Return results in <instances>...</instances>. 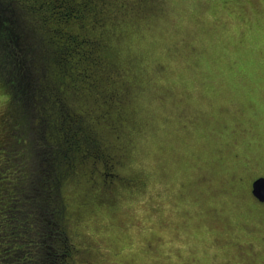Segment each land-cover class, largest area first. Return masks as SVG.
I'll use <instances>...</instances> for the list:
<instances>
[{
    "label": "rangeland",
    "instance_id": "rangeland-1",
    "mask_svg": "<svg viewBox=\"0 0 264 264\" xmlns=\"http://www.w3.org/2000/svg\"><path fill=\"white\" fill-rule=\"evenodd\" d=\"M59 4L72 9L62 23ZM2 10L36 64L29 76L53 65L83 127L74 163L55 168L71 264H264V203L250 192L264 177V0H0ZM48 89L37 98L58 117ZM15 113L0 75V201L21 149ZM106 152L117 163L104 190Z\"/></svg>",
    "mask_w": 264,
    "mask_h": 264
},
{
    "label": "trees",
    "instance_id": "trees-1",
    "mask_svg": "<svg viewBox=\"0 0 264 264\" xmlns=\"http://www.w3.org/2000/svg\"><path fill=\"white\" fill-rule=\"evenodd\" d=\"M2 12L4 10L0 12V40H2L3 53L6 55L8 64L0 61V75L9 89L13 109L16 112L15 123L10 122V125L14 130L11 131L16 147L21 149L11 159L9 158L16 167L12 178L9 179L11 184L9 189L12 194L4 196L0 201L2 215L0 264H71L72 243L65 230L59 227V219H57L58 186L63 174H56L55 168L63 162L67 163L65 167L74 163L71 154L79 141L76 135L83 130V127L75 123L74 117L71 121L67 107L61 101L62 91L58 93L60 89L58 80L53 76V65L51 71L49 70L50 72L38 81L35 72L34 77L29 76L36 68V64L22 60V57L28 55L30 50L28 47L19 45V33H15L14 21L2 17ZM53 14L56 20L62 23L64 19L71 17L72 9L61 4L55 5ZM58 32L67 36L69 44L75 43L72 33L62 28ZM66 52L69 53L70 49L64 47L56 50L54 57L58 63L54 66H60V63H63L60 62L61 58L56 57ZM47 88H49L50 96L60 100V106L56 110L58 117L51 115L49 118L45 115L49 108V101L43 105L37 98V94L45 93ZM18 126L19 129L16 130ZM51 127L60 132L58 139L51 140L46 135ZM35 134L36 137H34ZM35 162H37L38 172L45 173L42 184L40 180H35L36 173L33 171ZM17 190H20L19 193H16ZM54 256L55 262L49 261Z\"/></svg>",
    "mask_w": 264,
    "mask_h": 264
},
{
    "label": "flooded vegetation",
    "instance_id": "flooded-vegetation-1",
    "mask_svg": "<svg viewBox=\"0 0 264 264\" xmlns=\"http://www.w3.org/2000/svg\"><path fill=\"white\" fill-rule=\"evenodd\" d=\"M90 135H91V138L94 139L95 141H97V139H100L98 137L99 134H98L97 130L95 131L93 128L92 129L90 128ZM104 156H105L104 157V161L102 162V171H100L99 175L102 178V182H103V186L102 187L105 190L109 186H111V184H109V185L107 184V186H106V179H107V177L110 178V177H113L115 175L114 172H113V169H114V165L117 163V160H116L114 155H111V153H107L106 152V154ZM255 179H257V178H255ZM254 180H252L251 185H250V192H251L252 196H253V194H252V183H253ZM96 182H98V180H92L90 185L94 187V183H96ZM58 198L60 200V195L59 194L57 196V199ZM253 198H255V197L253 196ZM255 200H257V199L255 198ZM257 201H259V200H257ZM261 203H264V202H261ZM60 205H61V202H60ZM62 212H63L62 211V207H59V212H58V218L57 219H59V227L64 230V227H62V225H61V221H62V219H67V218H64L62 216ZM73 247H74V245H72V248ZM73 251L74 250L72 249V253H73Z\"/></svg>",
    "mask_w": 264,
    "mask_h": 264
},
{
    "label": "water",
    "instance_id": "water-1",
    "mask_svg": "<svg viewBox=\"0 0 264 264\" xmlns=\"http://www.w3.org/2000/svg\"><path fill=\"white\" fill-rule=\"evenodd\" d=\"M252 194L257 200L264 202V177H259L253 181Z\"/></svg>",
    "mask_w": 264,
    "mask_h": 264
}]
</instances>
